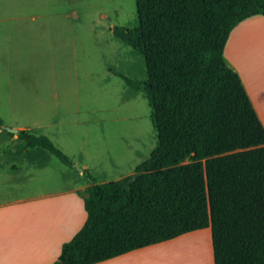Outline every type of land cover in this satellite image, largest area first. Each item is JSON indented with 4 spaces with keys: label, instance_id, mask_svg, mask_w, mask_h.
<instances>
[{
    "label": "trees",
    "instance_id": "16d2710c",
    "mask_svg": "<svg viewBox=\"0 0 264 264\" xmlns=\"http://www.w3.org/2000/svg\"><path fill=\"white\" fill-rule=\"evenodd\" d=\"M137 25L112 34L140 53L157 145L133 174L88 185L86 218L52 264H95L209 229L213 264H264V126L224 47L264 0H135ZM26 149L70 159L45 135L22 130Z\"/></svg>",
    "mask_w": 264,
    "mask_h": 264
},
{
    "label": "crops",
    "instance_id": "0c3cea01",
    "mask_svg": "<svg viewBox=\"0 0 264 264\" xmlns=\"http://www.w3.org/2000/svg\"><path fill=\"white\" fill-rule=\"evenodd\" d=\"M134 3L135 0H0V264H52L62 244L85 221L80 193L88 185L81 171L65 166L41 147L26 149L17 133L6 128L45 135L77 164L75 156L53 138L59 126L56 121L60 113L55 108L63 85L76 81L77 32L85 27L99 38L94 27L102 20L109 21L108 36L122 47L114 49L116 57L120 56L122 63L135 59L139 64L136 71L124 68L140 76L125 77L145 79L143 56L109 30L113 21L110 13L121 16L126 6L134 10ZM117 23L134 27L137 18L130 16ZM259 25L264 26V17L238 23L229 34L223 55L239 74L264 126V65L245 66L237 54L241 39L250 47L254 37H264V29H257ZM103 63L108 78L123 75L116 69L119 65L107 60ZM124 87L132 97L140 93L146 99L143 92L131 89L125 82ZM84 131L83 135L87 129ZM80 168L96 177L88 164ZM134 170L118 177L131 175ZM108 181L112 180L97 183ZM193 234L188 232L95 264H167L166 250Z\"/></svg>",
    "mask_w": 264,
    "mask_h": 264
},
{
    "label": "rangeland",
    "instance_id": "374dc122",
    "mask_svg": "<svg viewBox=\"0 0 264 264\" xmlns=\"http://www.w3.org/2000/svg\"><path fill=\"white\" fill-rule=\"evenodd\" d=\"M134 5V10H131L130 5L126 6V9L121 11V16L111 12V25L113 22L120 25L118 21H125L130 16L136 17ZM255 16L263 17L257 14L245 20ZM107 22L109 21L102 20L94 27L98 30L99 38H95L85 27L79 28L77 32L76 81L68 86L63 85L58 107L55 108L60 113L56 121L59 126L56 135H53L59 146L66 148L78 161L77 164L72 162L74 168H69L78 172L82 164H88L96 176L91 177L96 182L119 179L121 177L118 176L133 171L148 158L157 142L156 132L150 121V110L143 94L132 97L133 94L124 87V82L119 76L108 78L105 74L103 62L107 60L109 64L119 65L116 69L124 76H140L124 68L130 67L136 71L139 64L135 59L122 63L119 61L121 57H116L114 49L122 50V47L111 42L107 33ZM259 26V31L264 29V26ZM251 29L253 30V27ZM251 41L254 43L246 47L248 44L241 39L237 46L238 57L245 66L262 67L264 37H254ZM84 129H87L85 135ZM194 232L192 236L180 240L177 249L171 246L166 252L174 250L172 258L175 259V255L182 264H213L210 230L201 229ZM201 240L205 244L204 248L199 247L202 245ZM202 250L206 251L205 258L199 255H205ZM167 264L171 263L167 261Z\"/></svg>",
    "mask_w": 264,
    "mask_h": 264
},
{
    "label": "bare ground",
    "instance_id": "6f19581e",
    "mask_svg": "<svg viewBox=\"0 0 264 264\" xmlns=\"http://www.w3.org/2000/svg\"><path fill=\"white\" fill-rule=\"evenodd\" d=\"M251 30V29H250ZM179 239V238H178ZM203 240V239H202ZM201 240V243L200 244H202V245H199V247L201 248H204V246H205V244L203 243V241ZM200 241V240H199ZM199 247H198V250H199ZM176 249H177V246L175 247ZM197 250V251H198ZM200 251V250H199ZM169 252H170V254H169ZM173 252H174V250H169V251H167L166 252V257H167V261H169V263H171V264H174V262H175V264H182L180 261H179V259L174 255L173 257H175V259H173L172 258V256H171V254L173 255ZM202 252H204L203 250H202ZM201 252V253H202ZM208 252V251H207ZM206 253V251L204 252V254ZM169 254V255H168ZM197 254H198V252H197ZM200 255V257H203V258H205L207 255L205 254L204 256H203V254H199ZM202 255V256H201ZM170 256V257H169ZM171 258V259H170ZM174 260V262H172ZM176 260V261H175Z\"/></svg>",
    "mask_w": 264,
    "mask_h": 264
},
{
    "label": "water",
    "instance_id": "95a60500",
    "mask_svg": "<svg viewBox=\"0 0 264 264\" xmlns=\"http://www.w3.org/2000/svg\"><path fill=\"white\" fill-rule=\"evenodd\" d=\"M9 132H11V133H17V130L15 129V128H9V127H7L6 128Z\"/></svg>",
    "mask_w": 264,
    "mask_h": 264
}]
</instances>
